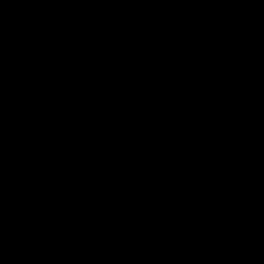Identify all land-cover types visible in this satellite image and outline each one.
I'll return each instance as SVG.
<instances>
[{
	"label": "water",
	"instance_id": "obj_1",
	"mask_svg": "<svg viewBox=\"0 0 264 264\" xmlns=\"http://www.w3.org/2000/svg\"><path fill=\"white\" fill-rule=\"evenodd\" d=\"M0 264H264V0H0Z\"/></svg>",
	"mask_w": 264,
	"mask_h": 264
}]
</instances>
